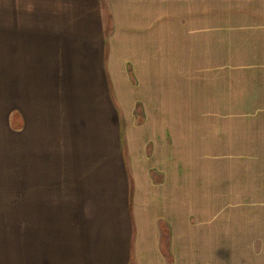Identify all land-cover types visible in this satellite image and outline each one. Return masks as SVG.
Here are the masks:
<instances>
[{"label":"crops","instance_id":"1","mask_svg":"<svg viewBox=\"0 0 264 264\" xmlns=\"http://www.w3.org/2000/svg\"><path fill=\"white\" fill-rule=\"evenodd\" d=\"M45 3L53 8L43 35L17 32L16 19L9 22L11 123L13 135H22L15 144L22 138L27 152V159L13 160L18 187L11 196L27 210L29 259L35 260L33 243L43 264H227L218 242L195 247L202 227L173 208L179 194H165L130 156L133 134L143 141L148 133L130 124L148 91V78L139 73H151L156 90L166 82L154 74L158 62L164 66L163 19H196V9L201 14L209 6L199 0ZM148 45L151 53H142ZM2 184L0 176V218ZM184 234L192 247H185ZM3 252L0 224V264Z\"/></svg>","mask_w":264,"mask_h":264},{"label":"rangeland","instance_id":"2","mask_svg":"<svg viewBox=\"0 0 264 264\" xmlns=\"http://www.w3.org/2000/svg\"><path fill=\"white\" fill-rule=\"evenodd\" d=\"M199 1L209 7L201 14L196 9V19H163L164 66L158 62L154 74L166 82L156 90L150 87L151 73H139L148 78V91L130 124L133 131L144 127L148 133L143 141L133 134L130 156L138 173L148 170L165 194H179L173 208L189 213L196 229L202 227L195 247L207 250L218 242L227 264H264V0ZM45 5V0H0L4 264L32 262L27 210L13 205L11 196L18 187L13 160L27 159V152L22 138L15 144L22 135H13L11 123L9 22L16 19L17 32L43 35L46 12L53 8ZM144 51L151 53V46ZM184 236L189 248L191 236ZM33 246L31 264H43Z\"/></svg>","mask_w":264,"mask_h":264}]
</instances>
